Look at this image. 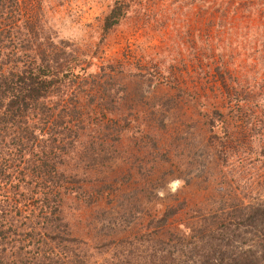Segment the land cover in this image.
Returning <instances> with one entry per match:
<instances>
[{"label": "rangeland", "instance_id": "374dc122", "mask_svg": "<svg viewBox=\"0 0 264 264\" xmlns=\"http://www.w3.org/2000/svg\"><path fill=\"white\" fill-rule=\"evenodd\" d=\"M116 3L123 17L104 32ZM36 5L35 44L68 43L98 76L99 99L86 102L81 131L92 151L66 156L84 163L61 203L91 262L108 260L120 251L113 243L168 207L182 210L171 219L179 227L193 210L264 199V0ZM220 76L235 89H222ZM175 179L183 185L173 194L166 185Z\"/></svg>", "mask_w": 264, "mask_h": 264}, {"label": "trees", "instance_id": "16d2710c", "mask_svg": "<svg viewBox=\"0 0 264 264\" xmlns=\"http://www.w3.org/2000/svg\"><path fill=\"white\" fill-rule=\"evenodd\" d=\"M36 4L0 0V264H94L72 238L61 203L84 163L66 156L77 147L92 151L81 131L86 102L99 99L98 76L68 43L35 44ZM123 14L116 3L103 31ZM216 82L235 89L222 76ZM250 87L244 83L243 92ZM181 211L168 207L132 238L117 240L120 251L102 264H264V199L193 210L178 227L171 219Z\"/></svg>", "mask_w": 264, "mask_h": 264}, {"label": "clouds", "instance_id": "9594fccd", "mask_svg": "<svg viewBox=\"0 0 264 264\" xmlns=\"http://www.w3.org/2000/svg\"><path fill=\"white\" fill-rule=\"evenodd\" d=\"M182 185H183V180L175 179V180L170 181L166 185V187L170 192L174 194ZM157 195L160 197H163L165 195V191L163 189H160L157 191Z\"/></svg>", "mask_w": 264, "mask_h": 264}]
</instances>
